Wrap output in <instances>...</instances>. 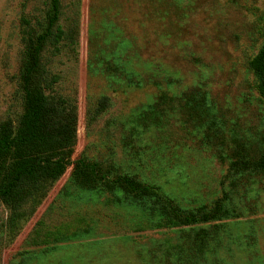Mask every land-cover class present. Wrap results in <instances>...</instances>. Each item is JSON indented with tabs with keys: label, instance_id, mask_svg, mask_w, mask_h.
I'll return each mask as SVG.
<instances>
[{
	"label": "rangeland",
	"instance_id": "obj_1",
	"mask_svg": "<svg viewBox=\"0 0 264 264\" xmlns=\"http://www.w3.org/2000/svg\"><path fill=\"white\" fill-rule=\"evenodd\" d=\"M78 45L53 59L77 97L85 154L159 186L184 211L220 220L176 225L164 200L68 181L17 210L0 201V264H264V172H230L264 154V100L251 59L264 42V0H62ZM48 0H0V123L24 114L19 23ZM109 106L87 126V107ZM34 201V202H33ZM35 212L28 213L29 205Z\"/></svg>",
	"mask_w": 264,
	"mask_h": 264
},
{
	"label": "trees",
	"instance_id": "obj_2",
	"mask_svg": "<svg viewBox=\"0 0 264 264\" xmlns=\"http://www.w3.org/2000/svg\"><path fill=\"white\" fill-rule=\"evenodd\" d=\"M46 16L32 14L20 20L21 42L19 79L24 101V114L17 126L0 123V201L19 209L27 204L36 190L46 195L55 182L72 166L68 181L88 188L120 189L136 200L163 199V211H170L169 220L176 225H193L220 220L227 212V192L208 212L184 211L159 186L146 184L131 174L113 177L112 166L92 161L85 154L73 159L78 143L79 106L77 97L59 90L60 72L51 66L53 59L78 45V23L65 27L61 23L62 0H48ZM250 67L258 78L257 89L264 100V42L251 59ZM109 106V97L102 95L85 112L87 126ZM264 172V154L259 158H238L230 172ZM34 202V201H33ZM28 213L35 212L36 204Z\"/></svg>",
	"mask_w": 264,
	"mask_h": 264
}]
</instances>
